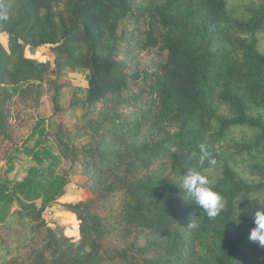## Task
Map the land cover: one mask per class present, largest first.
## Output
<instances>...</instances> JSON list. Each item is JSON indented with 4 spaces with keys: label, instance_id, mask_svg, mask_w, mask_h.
Listing matches in <instances>:
<instances>
[{
    "label": "trees",
    "instance_id": "obj_1",
    "mask_svg": "<svg viewBox=\"0 0 264 264\" xmlns=\"http://www.w3.org/2000/svg\"><path fill=\"white\" fill-rule=\"evenodd\" d=\"M134 3L25 0L7 14V21L0 20V35L7 36L6 47L0 41V84L9 82L12 93H20L45 78L52 81L48 62L23 53L25 45L51 44L55 80L78 66L87 69L85 107L130 101L153 106L158 118L167 120L165 126L156 124L157 131L143 144L115 156L118 181L109 188L124 194V227L156 235L145 248H137L150 256L104 252L107 226L87 201L66 206L78 219L77 240L45 222V205L63 194L66 183L63 175L54 174L58 157L47 147L26 152L40 164L46 158V174L31 168L20 181H0V223L14 200L32 204L41 199L38 209L31 205L17 210L18 217L32 218L42 231L43 246L31 264H105L113 259L125 264H264V248L249 239L250 214L258 205L248 199L264 193V53L255 33L264 24V0H248L238 13L227 0H150L144 7ZM37 8L45 10L43 17L33 14ZM137 32L142 40H136ZM122 41L156 49L161 60L154 69L133 70L118 58ZM7 120L1 118V124ZM135 123L126 129L134 132ZM90 129L82 128L91 135L100 125ZM235 129L247 133L233 139ZM201 144L215 165L201 162ZM162 160L214 181L226 202L220 215L209 219L182 184L150 172L151 164ZM238 208L245 210L239 224Z\"/></svg>",
    "mask_w": 264,
    "mask_h": 264
},
{
    "label": "rangeland",
    "instance_id": "obj_2",
    "mask_svg": "<svg viewBox=\"0 0 264 264\" xmlns=\"http://www.w3.org/2000/svg\"><path fill=\"white\" fill-rule=\"evenodd\" d=\"M24 1L0 0V15L17 11ZM246 1L227 0V4L238 13ZM149 2L135 0L134 6L138 4L144 7ZM44 12L43 8L33 10L38 17H43ZM255 33L257 47L264 53V24ZM135 38L142 40L143 35L137 32ZM0 41L7 46L6 35H0ZM52 47L51 44L25 45L23 52L28 58L48 62L51 68L48 76L52 81L45 78L41 83L23 88L24 91L20 93H12L9 82L0 84V181H20L31 168H35L37 174H46V158L40 164L26 152L29 148L39 151L44 147L49 148L58 157L54 174L63 175L66 183L63 194L45 205L42 211L45 222L50 227H61L67 236L77 240L78 219L66 206L87 201L107 226L101 241L104 252L113 254L118 250H127L138 258L148 257L150 251L137 248H145L156 235L125 228L121 221L124 194L120 190L110 191L109 188L118 181L115 156L143 144L157 131L155 125L165 126L167 120H160L153 106L147 108L130 101L120 104L116 101L100 102L85 107L82 100L88 90L85 78L87 69L78 66L74 72L67 71L66 76L55 80ZM118 58L124 60L129 68L141 72L144 68L154 69L161 55L156 49H146L138 44L127 46L126 41H122ZM3 117L8 119L5 125L1 124ZM39 119L43 122L33 128ZM136 119H139L137 123ZM134 123L137 128L129 132L126 125ZM96 124L100 125V129L91 135L82 130L91 131L90 128ZM244 133L247 131L235 129L232 138H239ZM150 168V172L172 177L180 184L186 174L181 166L165 160L153 162ZM245 176L249 180L255 179L247 174ZM41 204V199L32 204L14 200L9 215L0 223V264H31L36 252H40L43 246L42 231L36 229V222L32 218L24 215L18 217L17 210L31 205L38 209ZM105 264L125 263L113 259L106 260Z\"/></svg>",
    "mask_w": 264,
    "mask_h": 264
},
{
    "label": "clouds",
    "instance_id": "obj_3",
    "mask_svg": "<svg viewBox=\"0 0 264 264\" xmlns=\"http://www.w3.org/2000/svg\"><path fill=\"white\" fill-rule=\"evenodd\" d=\"M0 20L7 21V14L0 15ZM200 149L201 154L199 159L201 162L207 159L210 165H215L216 160L211 158L203 144L200 145ZM182 185L190 199L194 201L197 207L203 210L209 219H215L225 209V199L214 189V181L201 172L195 169L187 170L183 176ZM248 199L249 201L254 199L258 205L255 211L250 214L253 227L249 231V239L257 244L258 247L264 248V193H257ZM238 209L239 211L236 212V216L239 222H236L237 224L240 223L239 214L245 211L244 209ZM89 250V248L85 249V251Z\"/></svg>",
    "mask_w": 264,
    "mask_h": 264
}]
</instances>
